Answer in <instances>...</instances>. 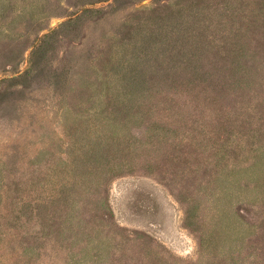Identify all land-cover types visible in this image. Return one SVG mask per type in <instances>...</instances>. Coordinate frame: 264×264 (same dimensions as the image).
Segmentation results:
<instances>
[{
    "label": "rangeland",
    "instance_id": "1",
    "mask_svg": "<svg viewBox=\"0 0 264 264\" xmlns=\"http://www.w3.org/2000/svg\"><path fill=\"white\" fill-rule=\"evenodd\" d=\"M0 264H264V0H0Z\"/></svg>",
    "mask_w": 264,
    "mask_h": 264
},
{
    "label": "trees",
    "instance_id": "2",
    "mask_svg": "<svg viewBox=\"0 0 264 264\" xmlns=\"http://www.w3.org/2000/svg\"><path fill=\"white\" fill-rule=\"evenodd\" d=\"M15 198H13L11 201H10V203H9V214L6 216L5 214L3 215V218H2V220H4L5 221V223H6V221H7V218H8V216L10 215V212L12 211V205L14 204V202H15Z\"/></svg>",
    "mask_w": 264,
    "mask_h": 264
}]
</instances>
